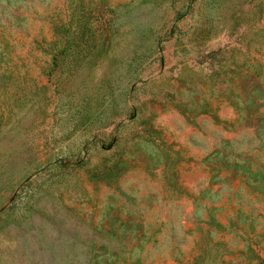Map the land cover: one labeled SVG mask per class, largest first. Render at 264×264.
I'll use <instances>...</instances> for the list:
<instances>
[{"label":"rangeland","instance_id":"rangeland-1","mask_svg":"<svg viewBox=\"0 0 264 264\" xmlns=\"http://www.w3.org/2000/svg\"><path fill=\"white\" fill-rule=\"evenodd\" d=\"M0 264H264V0H0Z\"/></svg>","mask_w":264,"mask_h":264}]
</instances>
